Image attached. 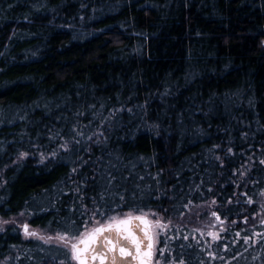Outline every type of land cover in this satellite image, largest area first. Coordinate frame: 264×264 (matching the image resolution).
<instances>
[{"label": "trees", "instance_id": "16d2710c", "mask_svg": "<svg viewBox=\"0 0 264 264\" xmlns=\"http://www.w3.org/2000/svg\"><path fill=\"white\" fill-rule=\"evenodd\" d=\"M136 216L152 264H264V0H0V264Z\"/></svg>", "mask_w": 264, "mask_h": 264}, {"label": "snow or ice", "instance_id": "6c2138e0", "mask_svg": "<svg viewBox=\"0 0 264 264\" xmlns=\"http://www.w3.org/2000/svg\"><path fill=\"white\" fill-rule=\"evenodd\" d=\"M131 217L128 219L117 220L115 217L107 225H101L100 227L92 229V231L87 235V239H82L80 243L84 244V248H80L77 244L71 245L72 258L78 262V264H88V256L86 255L91 251V260L95 261L99 259L101 264L108 258L107 253H114L118 250L119 256L122 258L131 257L133 260H138L139 264H150L152 259V249L154 247L152 242V237L147 231V221L142 217H135L136 220L141 221L145 224L144 238L148 240V243L142 250L143 240L140 239L130 228ZM159 226V225H158ZM27 231V228H25ZM117 233V237L111 238L104 236L105 232ZM31 235H36V233H30ZM61 240L66 239L65 237H60ZM99 240L100 249L90 248L89 245L95 244ZM121 240L129 241L134 247V252L129 249L127 245H122ZM107 249V253L104 249ZM112 264H117V257L113 255L111 257Z\"/></svg>", "mask_w": 264, "mask_h": 264}, {"label": "water", "instance_id": "95a60500", "mask_svg": "<svg viewBox=\"0 0 264 264\" xmlns=\"http://www.w3.org/2000/svg\"><path fill=\"white\" fill-rule=\"evenodd\" d=\"M136 217H142L145 221H147V231L149 232V235L152 237V242H153V245H154V236H153V230H152V223L145 216H136ZM128 218H130V217H127V218H124V219H128ZM131 218L132 219H131L130 228L138 237H140L141 240H143V244H142L141 247H142V250H144V247L148 243V240L144 238L145 224L141 223V221H139V220H136L135 217H131ZM87 235L84 238H82V239H87ZM104 236H108V237H111V238L115 239L117 237V233L115 231H113L111 233L105 232ZM80 241L77 242L76 244L80 248H84L85 245L80 243ZM121 244L122 245H127L129 247V249L134 252V247L130 244L129 241L121 240ZM89 247L90 248H96L97 250H99L100 249L99 240L95 244L89 245ZM104 251L107 253V249L106 248L104 249ZM152 252L154 254V247L152 249ZM91 254H92L91 251L86 254L88 256V264H101V261L99 259H97L95 261H92L91 260ZM113 255H115L117 257V264H139L138 260H133L131 257H126V258L120 257L118 250L116 252H114V253H107V257L108 258L104 261V264H112L111 257ZM152 262H153V255H152V259H151L150 264H152ZM76 263L78 264L77 261H76Z\"/></svg>", "mask_w": 264, "mask_h": 264}, {"label": "rangeland", "instance_id": "374dc122", "mask_svg": "<svg viewBox=\"0 0 264 264\" xmlns=\"http://www.w3.org/2000/svg\"><path fill=\"white\" fill-rule=\"evenodd\" d=\"M2 221H3V220L0 219V223H2ZM27 230H28V232H30V233H36V235H31V234H30V236H35V237H36L37 234H40L39 230L36 229V228H30V227H29ZM86 235H87V234H86ZM86 235H85V236H86ZM85 236H83L82 238H84ZM82 238H80L78 241L74 242L73 244H76V243L79 242Z\"/></svg>", "mask_w": 264, "mask_h": 264}]
</instances>
